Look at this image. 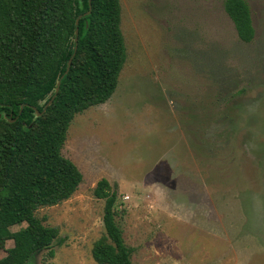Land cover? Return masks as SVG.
<instances>
[{
  "label": "rangeland",
  "instance_id": "374dc122",
  "mask_svg": "<svg viewBox=\"0 0 264 264\" xmlns=\"http://www.w3.org/2000/svg\"><path fill=\"white\" fill-rule=\"evenodd\" d=\"M119 1L127 58L112 96L70 123L62 154L83 179L36 211L59 234L32 264H97L101 178L131 264H264V0H246L250 43L223 0Z\"/></svg>",
  "mask_w": 264,
  "mask_h": 264
},
{
  "label": "trees",
  "instance_id": "16d2710c",
  "mask_svg": "<svg viewBox=\"0 0 264 264\" xmlns=\"http://www.w3.org/2000/svg\"><path fill=\"white\" fill-rule=\"evenodd\" d=\"M223 9L238 38L253 41L249 3L223 0ZM126 58L119 0H0V264H32L46 249L53 256L58 228L36 211L68 199L82 182L62 154L68 128L75 114L112 96ZM93 195L104 200L93 260L131 264L116 220V189L101 178ZM8 240L13 246L5 249Z\"/></svg>",
  "mask_w": 264,
  "mask_h": 264
},
{
  "label": "water",
  "instance_id": "95a60500",
  "mask_svg": "<svg viewBox=\"0 0 264 264\" xmlns=\"http://www.w3.org/2000/svg\"><path fill=\"white\" fill-rule=\"evenodd\" d=\"M78 23V19H77V21H76V24ZM75 35H76V37H75V40L77 39V35H78V27H76V29H75ZM70 63H71V59H69V61H68V66H67V70H68V68H69V66H70ZM59 81L57 82V84H56V88H55V93L54 94H56L57 92H58V90H59ZM52 102V99H50L49 101H48V104H50ZM41 114V112H39V111H37L36 110V115L37 116H39ZM0 117H1V114H0ZM10 121H12L11 119H9Z\"/></svg>",
  "mask_w": 264,
  "mask_h": 264
}]
</instances>
